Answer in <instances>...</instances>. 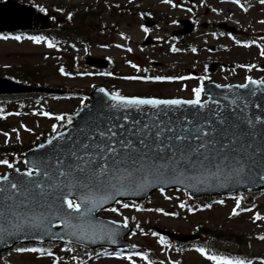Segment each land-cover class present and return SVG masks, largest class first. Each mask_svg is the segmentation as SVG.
I'll use <instances>...</instances> for the list:
<instances>
[{
  "label": "snow or ice",
  "instance_id": "obj_1",
  "mask_svg": "<svg viewBox=\"0 0 264 264\" xmlns=\"http://www.w3.org/2000/svg\"><path fill=\"white\" fill-rule=\"evenodd\" d=\"M164 2L168 3L170 0ZM231 3L240 6L244 12L249 10L241 4V0H231ZM259 3L264 5V0H259ZM188 11L192 9L189 8ZM212 11L216 12L217 9L213 8ZM68 18L71 19L70 14ZM259 22L264 24V20ZM144 31L147 32L148 29L145 28ZM28 38L36 43L43 40L40 36ZM15 39L19 40L20 37L17 36ZM48 47L52 48L54 45L49 42ZM171 50L179 51L175 47ZM127 51L131 52L132 49L128 48ZM192 51L195 52L196 49L193 48ZM261 55L264 56V48H261ZM131 66L140 71L136 64ZM59 71L62 75L69 74L63 67ZM125 79L157 82L198 79L200 84L191 89L193 93L191 99L127 97L119 92L109 93L103 88L99 89L113 102L109 106L112 109L117 111L135 109L143 112L146 107L160 110L190 106L198 111L192 118L185 115L183 119L177 117L175 120L160 119L157 112L154 117H149L148 121L144 122L130 120L126 115L123 117L125 123H110L104 127L86 124L84 127H78L75 131L79 135L76 136L62 130L73 124L72 115L54 116L56 121L62 123L60 127L57 124L52 125L47 145H53L54 141L66 142L53 147L55 155L25 160L24 171L8 159H0V166H5L17 174L15 177L11 173L0 175V238L5 235L12 237L22 232L24 238H33L42 243L44 237H48L50 240L64 241L66 247L62 250L65 252H74L77 247L102 240L116 243V238L120 235L119 227H128V217H124L122 225H118L115 220L105 222L97 219L95 213L110 201L124 209L131 206L137 211L143 210L137 208L135 204L123 203L117 197L136 194L151 186L153 181L160 183L195 181L201 184L218 183L222 187L229 184L239 185L251 176L257 166L264 167V142L259 144L254 142L257 135L264 141V116L252 117L245 114L248 103L243 98L229 100L228 97H224L233 107L234 113L239 108L238 114L224 115L219 101L211 94L207 100L203 99L205 78L130 76ZM249 85L264 86V80L258 81L248 77L246 84L236 87L247 89ZM216 87L232 86L217 84ZM209 102L217 105V111L212 116L201 117L200 110L207 109ZM42 114L50 116L48 112ZM76 115H79V111ZM120 119L121 117H116L117 121ZM4 135L8 136V133ZM45 146V143H41L38 148L43 149ZM260 179L264 180V174L260 175ZM219 203L222 204L223 201ZM240 206V200H237L232 215H239L236 209ZM180 207L184 208L185 204L182 202ZM206 207L211 208L212 205ZM104 210L120 214L116 207ZM255 219L260 220L262 217L257 213ZM53 227H59L61 230L53 231ZM141 232L143 233V229ZM152 235L158 234L152 232ZM259 239L264 240V236ZM159 242L167 246L163 236L159 237ZM131 247L137 246L133 244ZM16 251L38 253L41 257L46 255L53 258V264H60V258L55 256L51 248L21 247ZM196 251L215 264H251L250 261L243 259L209 255L204 248H197ZM134 255L148 260L147 254L136 252ZM73 259L78 260V257L74 256ZM128 259L132 261L131 256ZM79 264L83 262L80 261ZM132 264H135V261H132Z\"/></svg>",
  "mask_w": 264,
  "mask_h": 264
},
{
  "label": "rangeland",
  "instance_id": "obj_2",
  "mask_svg": "<svg viewBox=\"0 0 264 264\" xmlns=\"http://www.w3.org/2000/svg\"><path fill=\"white\" fill-rule=\"evenodd\" d=\"M38 3L41 2H47V3H76L79 0H36ZM82 1V0H81ZM105 1H120L124 3L126 0H85V3H93L94 5L102 6ZM189 4H192V11H188L186 9L179 8L178 12L170 10L167 6H158L157 0H136L135 2H139L142 4V6H149L152 9H154L158 14L161 13H167L168 15H171L173 17L180 16L181 18L190 17L194 14L199 15L198 18V28H197V35L194 38L193 46L196 49L195 52L192 50L188 51L185 50L181 52L180 56H177L176 58L168 57L162 54L156 55V54H148L151 53V50L145 49L140 50L136 48L137 51H140V53L137 52V55L141 56L142 59H144V56L148 55V57L155 59L158 61H166L167 63L176 65H179L181 70L184 68H188L190 70H195L196 72L202 73L204 70V65H207L209 63V57L207 53V36L203 32H201V25L202 23H206L208 21L212 20H219L222 19L223 16L220 14V12L217 13L215 18H213V15L206 16L205 12L207 9H211V4L215 3L214 0H188ZM183 0L181 1H175V4H181ZM225 6H221L220 9L222 10ZM231 8V7H230ZM251 15H256L254 12H252ZM264 15V11L261 10V12H257V16L261 18ZM100 20L103 21V23H108L109 15L108 12L102 13L101 17L98 19V23H100ZM114 21L118 24L119 29H122L125 33L131 35L135 40H138L141 38L142 33L139 27L137 25H133L132 28L126 27V22L124 19L116 18ZM238 21L243 25H249V28L251 29V32L258 31L260 27L257 24L249 23L245 20L244 16H238ZM111 25H113L111 23ZM262 28V32H264V27ZM166 30L169 32L174 29L173 26H166ZM152 37L156 38L158 36H161V31H158L157 29H154L152 32ZM264 39V37H262ZM121 38L115 36V41H119ZM225 43H228L225 41ZM109 48H100L93 46L92 53L93 55H107L109 56L114 66L113 68H116L117 65L120 63L119 61V52L111 47V44L108 45ZM77 48V49H76ZM60 50V51H59ZM59 52L58 54H55L53 51V47L48 49L46 45L36 43L33 40H28L27 38H22L21 41H18L16 39H0V67H8L11 65H17L20 66V68L23 71H37L41 75L44 76L43 81L50 85H58L65 89V86H80V87H87V85L92 81L89 79H80L76 82H65V80L58 79L53 74V70H51L53 65L46 64V58L48 56H55L60 60V56L65 54V47H60L57 49ZM257 51L256 48L251 47L248 49H242V50H232L229 52L228 61L230 63L238 62L239 64L251 62L252 60L257 59L256 55ZM72 54L76 57L81 56V51L78 48V46H75V51L72 52ZM144 55V56H143ZM51 62H54L51 61ZM177 68L176 66H171ZM181 74V73H177ZM249 74L248 72L242 73L238 72L235 75L232 76H240L242 78L243 75ZM190 85L192 86L195 83V80L189 81ZM107 85H111V87H116L118 90L121 91V93L124 94H138L142 92H148L147 89H150V86H143V85H137V84H125V83H118L111 80H108L105 82ZM189 86L187 87H181L180 89L176 88H165L168 91L169 95H179L181 97H185L189 95ZM188 88V89H187ZM164 90V89H163ZM162 90V92H163ZM164 93V92H163ZM79 99H76L73 102L65 103V100L63 99H51L44 98V99H25L22 102V106L18 108L17 112H19V115L17 113L11 117V119H8L6 124L0 125V145H4L5 143H17L18 141H22L24 146H29L32 142H34L36 139H38V135L42 132L45 134L50 132L51 126L55 124L56 121L53 117L57 114L61 113H67L70 111H75L76 108L79 106L78 102ZM42 110H46L48 113H50V116H44L43 114H40ZM8 126V127H7ZM7 127V128H6ZM25 129H30L31 131H26ZM4 133H8V136H5ZM17 135L19 136V139H17ZM19 166V165H17ZM7 170L5 166H0V174L4 173ZM174 194L176 193H168V195H171L174 200L167 201L164 200L163 196L155 195V197L152 200V203L157 206L161 207H170L171 204L174 205L176 203V199ZM258 202V209L257 211H252L249 214H241L239 217L231 218L230 213L231 210L236 206V202L234 200H228L225 201L222 204L215 205L211 207L209 211H205L203 213H196L193 215H190L188 217H183L179 219L177 218H163L158 217L156 213H135V215L140 216L142 220V224L146 225H152L157 223L159 226H163L165 228H168L169 230L173 231H180L184 233L193 234V232L196 230L195 226H203L206 229L209 230L210 233H216V232H222L223 236H220L217 239V244L220 248H227L229 250H232L234 252H239L242 254L251 255L250 257H254V255L264 256V240L262 241H255V239H252L250 241V245H234V244H228L227 243V237L226 236H232V237H240L241 241L245 240V237L247 236H253L255 234H259L264 232V196L257 198ZM120 214L110 212L108 215L111 217L120 219L123 215H127L130 213L129 210L119 208ZM182 210V209H181ZM183 214L186 215L187 212L185 210H182ZM259 213V215L262 217L260 220H256L255 216ZM109 217V216H105ZM208 239V238H206ZM205 240V239H204ZM156 239L152 236H147L145 238L137 236L135 242L137 243H145V244H155ZM184 263L183 264H208L205 261H202L199 259L193 251L186 252L183 256ZM52 261V258H34L31 256H26L25 258H21L19 256H13L11 258L12 264H50ZM95 264H124L122 262H115V261H102V262H96ZM215 264V262L213 263ZM253 264H259V263H253Z\"/></svg>",
  "mask_w": 264,
  "mask_h": 264
},
{
  "label": "water",
  "instance_id": "obj_3",
  "mask_svg": "<svg viewBox=\"0 0 264 264\" xmlns=\"http://www.w3.org/2000/svg\"><path fill=\"white\" fill-rule=\"evenodd\" d=\"M0 23L2 24V23H4V21H3V19L0 17ZM248 95V94H247ZM252 114L250 115V116H252V117H255V116H257V114H259V113H257L256 111H252L251 112Z\"/></svg>",
  "mask_w": 264,
  "mask_h": 264
}]
</instances>
